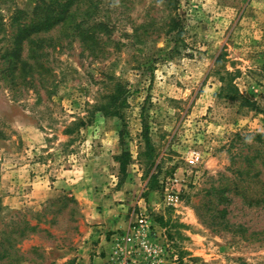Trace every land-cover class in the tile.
Here are the masks:
<instances>
[{
    "label": "rangeland",
    "instance_id": "obj_1",
    "mask_svg": "<svg viewBox=\"0 0 264 264\" xmlns=\"http://www.w3.org/2000/svg\"><path fill=\"white\" fill-rule=\"evenodd\" d=\"M98 3L91 22L113 27L104 57L58 47L49 94L14 97L0 80V264H98L134 212L177 264H264V202L249 203L264 196V0ZM117 79L123 115H104Z\"/></svg>",
    "mask_w": 264,
    "mask_h": 264
},
{
    "label": "trees",
    "instance_id": "obj_2",
    "mask_svg": "<svg viewBox=\"0 0 264 264\" xmlns=\"http://www.w3.org/2000/svg\"><path fill=\"white\" fill-rule=\"evenodd\" d=\"M98 1L37 0L36 5L28 9L13 6L14 4L11 6L14 0H0V80L12 96L30 90L39 96L41 88L44 93H51L55 84V68L54 59L51 60L50 57L58 47L62 49L71 46L77 40L84 50H88L94 57H104L101 56L107 51L106 47H102L107 41L104 37L111 39L113 27L100 20L91 22L92 12L96 11ZM4 11L9 12L7 17ZM166 25L167 32L175 41V48H178L181 36L179 20L172 16ZM115 86L116 89L108 95L107 102L98 106L104 115H123L122 110L127 103V88L118 79L115 80ZM237 97L235 95L233 98ZM242 100L244 104L254 105V102L245 97H242ZM90 117L88 116L87 121ZM73 124L85 125L86 118H79V121ZM69 129L66 128V133L72 131ZM146 139L148 141V136ZM121 164L125 166L126 161L122 160ZM245 170L248 169L242 168V173ZM219 190L222 192V198L230 200V197L224 194L225 189ZM243 193L242 196L248 199L247 192L244 190ZM262 202L264 196L249 201L250 204ZM224 210L225 208L222 209Z\"/></svg>",
    "mask_w": 264,
    "mask_h": 264
},
{
    "label": "built area",
    "instance_id": "obj_3",
    "mask_svg": "<svg viewBox=\"0 0 264 264\" xmlns=\"http://www.w3.org/2000/svg\"><path fill=\"white\" fill-rule=\"evenodd\" d=\"M202 153L193 149L188 157L190 165H197ZM168 204L177 205L180 194H166ZM104 251H99L98 264H177V254L164 230L157 226L147 214L134 212L129 225L114 229Z\"/></svg>",
    "mask_w": 264,
    "mask_h": 264
},
{
    "label": "crops",
    "instance_id": "obj_4",
    "mask_svg": "<svg viewBox=\"0 0 264 264\" xmlns=\"http://www.w3.org/2000/svg\"><path fill=\"white\" fill-rule=\"evenodd\" d=\"M138 204L140 205V206H143V199H140L139 201H138ZM132 218H130V220H131ZM130 220L128 221V222H124V221H121L120 223H118V225H123L122 227H124V228H126L128 225H129V222H130ZM101 239H103L104 240V238H103V236H102V238ZM102 240V243L104 242ZM100 260V258L98 257V256H95V259H93V263H96V262H98Z\"/></svg>",
    "mask_w": 264,
    "mask_h": 264
}]
</instances>
